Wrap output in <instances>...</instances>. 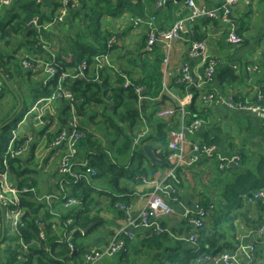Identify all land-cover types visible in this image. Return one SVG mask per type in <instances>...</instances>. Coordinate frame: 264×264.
Returning <instances> with one entry per match:
<instances>
[{
    "label": "crops",
    "instance_id": "crops-1",
    "mask_svg": "<svg viewBox=\"0 0 264 264\" xmlns=\"http://www.w3.org/2000/svg\"><path fill=\"white\" fill-rule=\"evenodd\" d=\"M27 1L31 0H15L10 7L3 11L0 24L2 22L8 23L19 16L26 15L22 9L23 3ZM32 1L36 2V0ZM82 1L85 2V0H81V3ZM111 1L116 8L123 7L125 8L124 11L128 13L120 18L106 16L107 18L104 17L102 19L103 29L109 32L110 37L115 38L116 41L114 44L116 47H112L113 50H111V64L118 71H131L133 79L128 78L131 81L143 80V85L146 88L145 104L142 106L138 102L137 108L148 118L147 123L151 120L161 123L173 121L172 128L181 125L182 121L178 116L161 118L157 112L169 108L178 109L179 101L184 99L188 92H191V88H183L181 84H178L177 80L180 75L181 65L188 59L187 53L192 42H206L208 49L204 53L205 56L211 59L218 58L220 61L214 80L204 84L203 88L194 87L198 89L196 90L199 92L198 97L196 102H191L186 107V111L191 112L189 117L202 118L205 121V126H203L202 130L194 138L189 137L187 139V153L191 151L192 142L195 141L209 142V144L216 145L218 152L211 161L205 160L202 163L192 164L183 169L182 182L178 188L180 201L174 202L170 194H162L163 199L170 208V213L161 215L158 218L159 223L164 226L168 224L170 228H174L177 231L176 235L184 230L182 236L189 237L195 228L191 222V217L186 216V213L194 211V203L200 200L203 206L213 207L210 211L206 228L202 231L211 233L215 229L225 228L234 239L233 244L236 249L239 246L245 247L238 256L236 264H264V240L257 239L254 236L256 227L264 220L263 202L254 199L252 194L251 197L240 204L239 208H236L230 203L228 197L224 195L225 186L228 182L229 184L234 182L239 173L257 169L261 164L264 157V124L262 118L258 115L232 110L228 106H220L214 103L208 104L203 100V96L210 92L234 93L236 100L242 103L252 102L256 98L255 95L262 96L264 100V27L262 32H260L254 26L255 17L260 11L262 0H240L234 10V22L243 38L242 44L234 45L229 43L226 34L227 30L223 25L221 26L219 21L201 18L189 23L186 27L187 30L183 33V38L173 42L169 52L168 65L164 62L167 57L166 45L160 44L153 53L146 52L147 26H135L133 19L154 16L155 20L153 22L157 29H171L176 22L190 15L191 9L187 4V0H168L157 12L154 9L155 0H129V4L125 3L127 0ZM195 1L199 6H205L209 10L221 9L224 3V0ZM46 2L50 6L56 4L58 7V0H46ZM88 9L76 8V11L69 15V28L66 30H62L59 27L49 28L46 30L44 37L36 36L37 43L33 44V37L35 36H32L30 31L35 29L30 28L31 30L29 29L27 33L17 35L12 44L7 49L5 48V56L11 54L14 59H17L18 64L11 60L7 63L8 68H5L4 65H1L2 59L0 57V103L6 94L10 97V100L8 99L6 104L1 106L0 109V112H10V114L6 115L8 116L6 119L2 121L0 119V130L4 127L9 116L17 112L15 109L24 107L23 103H26L30 98L33 100L42 91L43 93L50 92V90L53 91L50 97L59 93L61 88L66 91L67 88L63 85L64 81L61 84L55 83L58 80L46 82L44 81L45 74L41 68H25L23 63L19 65V59L24 60L28 56L30 61L37 64L38 60L49 57L51 54L56 56L55 54L63 49L67 53H76L78 48L75 47V42L80 32L79 27L83 29L89 27L88 22L86 23ZM131 10L137 13L134 15ZM46 37L50 39L45 41ZM39 38L45 41V45L49 44V50L52 53H44L45 50L41 49L42 40ZM79 40L81 41L82 39L79 38ZM71 57L72 55L69 56V58ZM84 62L77 69L68 68V71H64L70 76L68 78L70 81H76L77 79H74V76L79 75L78 79L86 83L95 82L102 84L105 75L106 79L109 77V84L115 87L118 86L116 74L111 68H105L100 75V81L97 82L89 70L90 66L87 70H83L82 64ZM188 62L192 70H198L199 72L204 70L200 59H188ZM55 63L59 69L56 57ZM17 66L21 70H18ZM250 68H255L256 70L252 72L249 70ZM227 70L233 71L237 77L232 84H227L228 79L226 78L224 80L225 84L219 79L220 75H224ZM8 71H10L9 74ZM25 74L27 76L23 78ZM18 75H21V78ZM10 84L13 87L11 89ZM45 88H48V90ZM82 109V101L78 100L75 111L80 126L81 128H86L89 125L95 131L91 143H99L100 146L94 145L92 147L87 144L80 147L79 144L77 158L89 165V156L96 155L99 152L108 154L114 163H122L118 167L123 171H121V176L117 175L115 171H108L104 178L98 179L100 180L98 184H100L99 188L101 189L96 187L98 189V194L96 195L98 200L96 205L91 208L90 214L92 217H98L99 221L92 223L95 225L88 231L86 238H81V244L85 245L88 250L91 248H103L115 238H122L119 233L124 229L132 231L135 235L134 242H136V240L141 239L139 237L136 239V236L145 233L147 230L128 227V216L136 218L144 210L148 202V197L145 198V196L158 189L159 182L169 172L170 165L166 161H161L163 162L162 164L152 161L153 164L145 162L143 165L147 168V171L138 177L131 176L128 171L131 168L133 150L129 156H122L117 153L118 147L112 146L111 139L107 136L105 128L100 123L102 121V113L105 112L104 105L86 104L84 105V110ZM13 110L15 111L12 112ZM46 110L47 112L28 113L24 120L18 124L17 128L20 130H14L11 141L7 146L8 149L14 135L16 136V142L14 141L16 146L21 143L27 146V150L23 154L16 160H12L14 162L13 165L10 164V161L9 172L14 183L21 187L31 184L40 195L57 192V185L63 179L57 171L62 150L54 148L53 141L58 133L68 128V118L71 114L69 103L59 94H57V99L47 106ZM153 112L154 117L150 119V115ZM169 131L168 129V140ZM119 144L120 142L118 146ZM163 144H152L153 153L154 149H158L157 153H160V146ZM116 155L117 157H113ZM234 156L241 157L239 167L234 166L231 162ZM114 158L120 161H116ZM157 159L160 161L159 158ZM224 162L229 163L230 166L222 170L221 166ZM155 164H157V167H154ZM143 177H145L147 182L141 180ZM91 180L93 184V178ZM111 184L112 186H108ZM68 188H71L70 184H68ZM27 199L29 202H33L31 197L22 198L23 206L26 209L25 216L27 212L31 211L30 206L28 207L24 204V200ZM120 204L127 205L126 213L121 210ZM85 209L86 204L83 210ZM58 210L63 211L61 208H58ZM70 212H74V217L78 213L75 210L64 211L68 216ZM0 217L2 220L0 262L3 264L7 261L5 255L7 246L15 245L14 237L20 234L17 231L9 232L7 230L8 226L6 227L1 207ZM223 223L226 224L222 227ZM253 243L258 244V247L256 254L252 256L248 248ZM136 245L138 244H131V246ZM30 248L31 246L29 251ZM236 249L230 248L229 250L234 251ZM46 251L49 252L47 248ZM122 254L124 253L114 257L103 258L98 264H119L118 257ZM29 255H31V251Z\"/></svg>",
    "mask_w": 264,
    "mask_h": 264
},
{
    "label": "built area",
    "instance_id": "built-area-1",
    "mask_svg": "<svg viewBox=\"0 0 264 264\" xmlns=\"http://www.w3.org/2000/svg\"><path fill=\"white\" fill-rule=\"evenodd\" d=\"M168 0H155V12L160 10L164 3ZM15 0H0V18L3 11L10 7ZM43 0H36L37 4H41ZM240 0H224L221 9L209 10L205 6H199L195 0H187V4L191 9L190 15L178 22L168 30H159L154 26V16L148 18H134L133 24L135 26H147L146 33V52L153 53L160 44H164L167 47V57L164 62L169 64V52L172 44L176 40H181L184 31L189 23L195 22L201 18H207L210 20H217L227 30L228 42L234 45H240L243 43V38L238 32L236 23L234 22V10L239 4ZM81 0H58V7L55 13L53 22L42 26L40 24V18L36 16L30 22V25L34 26L37 30H48L53 26L61 23H66L67 18L71 12L79 8ZM116 43L115 38H111L108 41V48L111 49ZM208 49L206 42L195 41L192 42L187 53L188 59H200L201 65L204 67L202 72L198 70H192L188 59L181 65L180 75L177 80L178 84L185 85L190 89L193 87L203 88L204 84L214 80L217 73V68L220 61L218 58H207L205 51ZM99 55L95 59V64L90 68L87 62L82 64L83 70H89L96 78L97 82L100 81V75L106 67L114 68L111 64V54L108 53ZM26 56L23 61L25 68L37 69L41 68L45 74L44 81L58 80V84L65 81L70 76L63 73L60 77L57 65L55 63V56L51 58L44 57L42 60H38L37 64L33 63ZM28 61L29 63H27ZM250 71H255V68H250ZM79 75L74 76V79H78ZM124 88H133L136 94L139 96V103L145 100V88L144 86L135 85L133 81L125 78L123 85ZM191 91V90H190ZM57 94L63 96L69 103L71 114L68 118V128L58 133L53 141V147L62 150V156L57 168L58 174L63 177L60 180L59 189L55 193L40 195L37 189L31 185L19 186L11 179L9 172V163L12 160H16L21 154L27 150V146L24 143L14 144L16 142V136H13V141L9 145L7 151L0 161V207L2 208L3 217L6 222H9V227L12 232L19 231V228L23 226V217L25 216V207L22 203V198L31 197L33 202L38 206H45V209H41L40 218L37 219V225L39 229L38 237L41 241L47 239L48 232L57 236L58 243H67L74 251L71 241L74 238V234L77 231L83 232V230L72 229L71 227L75 223V217H68L63 219L62 212L75 210L79 212L85 207L82 198L75 197L71 193V188H68V184L72 180L74 184H79L82 181H86L92 184V178L97 175V172L92 169L86 162H82L77 158L78 145L87 138V133L81 128L78 116L76 114V108L78 100L73 93L65 91L61 88L59 93L54 94L52 97L40 99L36 102V105L29 111V114L35 112H47V106L57 99ZM256 98L252 102H238L236 95L233 93L222 94L219 92H210L203 96V100L208 104H217L220 106H228L232 110L242 111L247 114L258 115L262 118L264 124V103L263 97L255 95ZM194 95L192 92H188L184 99L178 103V109H163L158 112V116L161 118L179 116L181 118V125L178 129H172L169 132L168 149L169 155L167 157V163L170 165V170L166 174L165 178L159 182V187L156 191L152 192L148 197V202L143 211L136 218L128 216V227L134 229H145V233L138 234L136 239L147 238V234L158 233L162 234L166 232L164 225H161L158 218L161 215H167L170 213V208L166 204L162 197V194H170L171 199L175 202L180 201L178 188L182 182L183 169L186 166H190L196 163H202L205 160L211 161L216 153L218 147L209 143L192 142L191 151H186V141L189 137L194 136L202 130L205 126V121L202 118H193L191 122H187L188 112L186 107L192 102ZM146 123H144V126ZM149 135V129L145 126L139 134L133 138L132 150L133 153L142 146L141 141ZM234 166L239 167L241 163V157L234 156L231 160ZM230 166L229 163L224 162L221 169H226ZM143 182H147L145 177L141 178ZM143 196V195H142ZM256 200H261L264 204V188L252 195ZM61 208L63 211L56 209ZM121 210L127 212V205L120 204ZM212 206H203L200 200L194 203V211H189L186 216L191 217V222L195 230L185 240L192 244L196 252L199 251L198 235L200 230L206 228L207 220L210 216ZM45 210H49L52 219H41ZM57 211V212H56ZM56 212V213H55ZM119 235L122 238H115L109 245L103 248H91L84 255L81 261L74 263L70 261L67 264H98L100 260L106 257H114L120 253H126L129 249V243L134 242V234L132 231L124 229L121 230ZM254 236L257 239L264 240V220L258 225L254 231ZM259 241V240H258ZM22 247V254L18 256V264H26L29 257V243H25V240H20ZM258 244L253 243L249 246V252L251 255L256 254ZM49 251L48 246L46 247ZM245 247L239 246L236 250H224L216 255L208 256L206 254H200L196 259V264H236L237 258L244 250Z\"/></svg>",
    "mask_w": 264,
    "mask_h": 264
},
{
    "label": "trees",
    "instance_id": "trees-1",
    "mask_svg": "<svg viewBox=\"0 0 264 264\" xmlns=\"http://www.w3.org/2000/svg\"><path fill=\"white\" fill-rule=\"evenodd\" d=\"M125 3L129 4L130 1L127 0ZM23 5L22 11L25 12L26 15L22 17L19 16L8 23L2 22L0 24V57L2 59L1 65H4L5 68L7 67L8 62L14 60V56L11 54H9V56H5V48L7 49L12 44L17 35H23L27 33L30 28L35 29L30 31V34L35 36L33 37L32 43L36 44V36L44 37L46 30L41 29L40 31L38 30L40 33H37V29L30 25V22L34 17L38 16L42 26L49 24L53 22L57 10L56 4L50 6L46 0H43L41 4H36V2L31 0L24 2ZM89 5L92 6L90 9H88L90 7ZM84 8L88 9L86 14L88 15L86 23L88 22L89 27L86 29L79 27L80 32L78 33V39L75 42V47L78 48L76 53H67V51L63 49L61 52H57L55 54L57 63L59 64L58 77H60L68 68H73V70L77 69L84 61H87V64L91 68L95 64L96 57L105 54L108 50H110L108 53L111 54V50H113V48L116 46L114 45L111 49L108 48V41L111 39V37L109 32H106L103 29L102 19L109 16L113 18H120L123 15L128 14L127 11H124L125 8H116L111 0H95V2L94 0H85V2L82 1L78 9ZM75 11L76 9H74L72 12ZM131 12L134 15L137 13L134 10H131ZM68 19L69 17L67 18L66 23L57 24L53 27H59L62 30L68 29ZM79 38L82 40L80 41ZM48 39L50 38L46 37L44 40L46 41ZM52 55L53 54H51L49 58H51ZM70 55H72L71 58H69ZM19 65H21L20 62ZM17 69L21 70L19 66H17ZM111 69L116 74L117 87L109 84V77L106 79L105 75L103 77L102 84L95 82L89 84L80 79L72 82L66 78V80L63 82V85L68 89L69 92L74 94L77 100L82 101V110H84V105L86 104L90 105L95 103L98 105H104L105 112L102 113V121L100 123L105 128L107 136L111 139L112 146L118 147L117 153L121 154L122 156H129L132 153L133 138L136 136V134H139V132L145 126H147L149 129V135L141 141L142 146L138 147V149L133 153L131 168L128 171L131 176L134 175L138 177L147 171V168L143 165V163H152L144 150V147L148 145L147 143H164L162 146H160V153H157L158 149H154V155L156 158H159L160 161L167 162V157L169 155V140L167 137V130H176L178 129V126L172 128L173 121L161 123L151 120L147 123L148 118H146L145 115H143L137 108L139 96L136 94L133 88L126 89L123 87L125 78L133 79V73L128 70L118 71L114 68ZM9 73L10 71H8V74ZM18 76L21 78V75ZM26 76L27 74H25L23 78H26ZM225 78L228 79L226 82L227 84H232L237 77L233 71L227 70L224 75L222 74L219 77L222 83L224 82ZM7 79L10 81L9 78ZM133 81L135 85L144 86L143 80ZM55 83L57 84L58 82L55 81ZM182 87L184 88L186 86L182 85ZM11 88L13 87L10 84V89ZM45 89L48 90V88ZM196 90L198 89L194 87L191 88V92L194 95L192 103L196 102V98L199 94V92ZM39 95L41 96L40 98L50 97L49 92L43 93L42 91ZM38 98L36 102L40 99ZM23 104L26 106V103ZM140 104L143 106L145 101H142ZM29 111L30 110L23 113L21 119L19 120L20 122L24 120ZM189 113L191 112H188V117L186 119L188 123L193 120V118L189 117ZM180 115L181 114L178 116L179 118ZM153 117L154 112L150 115V119H153ZM143 121L146 123L145 126ZM5 124L6 126L4 125V127L1 129L2 131H6L8 128L7 123ZM87 127L82 128L87 133V138L80 143V147L87 144H90L92 147L94 145L100 146L99 143H91V139L94 138L93 135L95 134V131H93L89 125ZM11 138L12 136L4 142L0 140V161L6 152ZM119 142L120 144L118 146ZM99 153L89 156V166L98 172V174L93 177V184H88L86 181H82L79 184H74L72 180L70 181V191L72 195L84 199L86 204V209L80 210L76 214L75 223L71 227L72 229L84 230L90 224L99 221L98 217H92L90 214L91 208L96 205V201L98 200L96 197L98 194L97 191L98 189H101L99 188L100 184L98 183L100 180L98 179L104 178L108 171H115L119 176H121V171H123L118 167V165H121L122 163L115 162V164L108 154L106 155L104 153ZM113 157H117V155ZM115 160L120 161L117 159ZM10 164L13 165L14 162L11 161ZM154 167H157V164H155ZM108 186H112V184ZM262 188H264V157L257 169H250L247 172L241 174L239 173L234 182L230 184L228 182L225 186L224 195L228 197L230 203L234 205V207L239 208L240 204L244 202L245 199L249 198L250 195L255 194ZM57 189H59V184L57 185ZM24 204L28 207L30 206L31 211L27 212L26 216L23 217V226L19 228L18 232L22 238L20 235L18 236L16 234L17 237H14L13 240L15 241V245L7 246L5 251L7 261L3 264L19 263L18 256L20 253L22 254V247L19 244L20 239L25 240V243L31 244V255H28L30 259L28 264H67L70 261H74L76 263L82 260L83 255L88 251V248L81 244V238H86L87 235L77 236L76 238L72 239L71 243L76 251L69 247L67 243H58L57 236H54L49 232L47 234V239L45 241H41L37 237L39 233L37 219L40 218V210L45 209V206H38L35 204V202H29L28 199L24 200ZM56 209H58V206H56ZM73 215L74 212H70L69 216L63 213L62 220H65L68 217H73ZM41 219H52L49 210H45V213ZM1 223L2 220L0 217V231ZM224 224L226 223H223L222 227ZM165 228L168 230L165 233L158 234L153 232L151 234H147V238L136 240V242H130L128 252L118 257L119 264H196V259L198 256H200V254L213 256L224 250H229L230 248L236 249V246L233 244L234 239L230 236L225 228L215 229L211 233H206L205 231L201 230L198 235V252H196L191 243L185 240L187 237L182 236L184 230L176 235L175 233L177 231L174 228H170L168 224H166ZM132 243L138 245L131 246ZM47 246L50 249L49 252L46 251ZM0 264L2 263L0 262Z\"/></svg>",
    "mask_w": 264,
    "mask_h": 264
},
{
    "label": "rangeland",
    "instance_id": "rangeland-1",
    "mask_svg": "<svg viewBox=\"0 0 264 264\" xmlns=\"http://www.w3.org/2000/svg\"><path fill=\"white\" fill-rule=\"evenodd\" d=\"M260 11H258V15L255 17V24H254V26L255 27H257L258 29H259V31L260 32H262V28L264 27V0H262V3L260 4ZM258 9V10H259ZM69 27V26H68ZM40 40H42V46H41V49H44L45 50V52L44 53H47V52H51L52 53V51H50L49 49V44L48 45H45L44 43H45V41L43 40V39H41V38H39ZM42 55V54H41ZM45 55V54H44ZM20 60V62H21V64L23 63V61L24 60H21V59H19ZM14 62L15 63H18V61H17V59H14ZM27 63H29L28 61H26ZM250 64H252L251 62H250ZM24 66V65H23ZM253 72V71H252ZM50 93V95H52V91H50L49 92ZM234 94V93H233ZM38 97H40V95L39 96H37V97H34L33 98V100L30 98L26 103H27V105L26 106H24V107H22V108H18L17 107V109H15V110H17V112H15L14 114H13V116H12V114L9 116V118H8V120H7V125H8V128L6 129V131H2V130H0V140H2L3 142L4 141H6V140H8L11 136H12V134H13V132H14V130L15 131H18V130H20V129H18L17 127H18V124L20 123V119H21V117H22V115H23V113L24 112H27L28 110H31V107L34 105V104H36L35 103V100H36V98H38ZM10 100V97H9V95L8 94H6L5 96H4V98H3V100H1V103H0V109H1V106H3V105H5L6 104V102H7V100ZM39 101V100H38ZM37 101V102H38ZM20 107V106H19ZM15 110H13L12 112H14ZM8 114H10V112H0V119H1V121L2 120H4V119H6L8 116H6V115H8ZM6 116V117H5ZM4 117V118H3ZM3 118V119H2ZM5 126H6V124H5ZM57 212V211H56ZM55 212V213H56ZM63 213L64 212H62V216H63ZM7 226H8V231L9 232H12L11 230H10V227H9V222H7ZM30 244V243H29ZM31 245V244H30Z\"/></svg>",
    "mask_w": 264,
    "mask_h": 264
},
{
    "label": "water",
    "instance_id": "water-1",
    "mask_svg": "<svg viewBox=\"0 0 264 264\" xmlns=\"http://www.w3.org/2000/svg\"><path fill=\"white\" fill-rule=\"evenodd\" d=\"M144 150L147 154V156L150 158V160L154 163L158 162L160 164H162L163 162L159 161L154 153H153V145L152 144H148L144 147ZM251 197V195H250ZM95 224H92V225H89L85 230H83V232L81 231H77L75 234H74V238H76L77 236H86V234L88 233V231L94 226Z\"/></svg>",
    "mask_w": 264,
    "mask_h": 264
}]
</instances>
